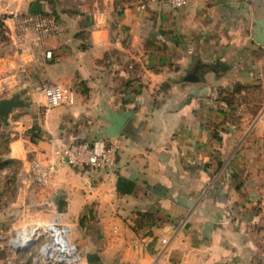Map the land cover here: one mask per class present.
<instances>
[{
  "label": "crops",
  "instance_id": "obj_1",
  "mask_svg": "<svg viewBox=\"0 0 264 264\" xmlns=\"http://www.w3.org/2000/svg\"><path fill=\"white\" fill-rule=\"evenodd\" d=\"M33 1L0 0L1 25L13 30ZM43 1L61 34L0 42V101L24 102L0 116V245L59 212L78 264H264V0H106L80 12ZM43 83L62 84L67 102L47 108ZM127 112L115 137L104 133ZM98 138L118 144L113 172L57 157ZM35 161L52 168L45 187ZM46 241L14 264H63L35 262Z\"/></svg>",
  "mask_w": 264,
  "mask_h": 264
},
{
  "label": "built area",
  "instance_id": "obj_2",
  "mask_svg": "<svg viewBox=\"0 0 264 264\" xmlns=\"http://www.w3.org/2000/svg\"><path fill=\"white\" fill-rule=\"evenodd\" d=\"M168 2L173 8H182L188 4L189 0H163ZM15 22L14 29H6L0 23V36L5 35L16 40L18 44H23L29 38L35 45H42L49 36L59 35L63 32L62 25L55 16L44 13H18L12 14ZM4 22V19L0 20ZM47 57L53 56L52 51H46ZM9 91L7 85L0 82V95ZM41 92L45 97V106L53 108L67 102V91L59 83H43ZM118 144L111 140L102 138L89 141H77L69 146L56 151L58 159H63L72 167L90 166L95 169H102L113 172L118 168ZM32 172L39 186L45 187L52 168L41 164L38 161L32 163ZM50 169V170H49ZM23 233V238L32 244L42 235H47V241L42 244L40 256L35 258V262H60L63 264H78L82 259V254L78 246L71 241L72 228L66 222L61 213L55 212L50 221L44 227H34L20 229L16 231L13 239V247L16 251L24 250V243L18 240V234ZM161 241L167 243L168 239L162 237Z\"/></svg>",
  "mask_w": 264,
  "mask_h": 264
},
{
  "label": "rangeland",
  "instance_id": "obj_3",
  "mask_svg": "<svg viewBox=\"0 0 264 264\" xmlns=\"http://www.w3.org/2000/svg\"><path fill=\"white\" fill-rule=\"evenodd\" d=\"M105 2L106 0H49L48 4L50 5V10L54 12H80L79 10L83 8L84 6H96L97 4H101ZM1 41L9 42L8 38L5 35L0 36V42ZM15 237H16V232L12 235L10 234L7 237L1 239V241H4V243L7 245V247H2L0 245L1 246L0 250H3V249L7 250L5 258H4L5 264H14L16 262L15 258H16L18 251H16L13 247V239ZM46 238H47V235H42L38 240L34 242H40ZM22 252H24V250ZM10 253L12 254V257L8 255ZM28 262L30 261L29 260L24 261V264L25 263L27 264ZM18 263H21V259L18 261Z\"/></svg>",
  "mask_w": 264,
  "mask_h": 264
},
{
  "label": "water",
  "instance_id": "obj_4",
  "mask_svg": "<svg viewBox=\"0 0 264 264\" xmlns=\"http://www.w3.org/2000/svg\"><path fill=\"white\" fill-rule=\"evenodd\" d=\"M262 31L264 32V27ZM258 40L260 42H264V40H260V38H258ZM23 104L24 102L18 97L2 99L0 101V116L3 118H8L15 108L22 106ZM130 114L131 112H127L126 114H113L111 117H109L111 118L110 120L113 122V125L110 128H107L104 133L108 136L115 137L122 129ZM18 240L24 243V250L28 249L30 244H28L27 241L23 238V233L18 234Z\"/></svg>",
  "mask_w": 264,
  "mask_h": 264
},
{
  "label": "trees",
  "instance_id": "obj_5",
  "mask_svg": "<svg viewBox=\"0 0 264 264\" xmlns=\"http://www.w3.org/2000/svg\"><path fill=\"white\" fill-rule=\"evenodd\" d=\"M43 0H34L30 5V12L32 13H46L43 10Z\"/></svg>",
  "mask_w": 264,
  "mask_h": 264
},
{
  "label": "bare ground",
  "instance_id": "obj_6",
  "mask_svg": "<svg viewBox=\"0 0 264 264\" xmlns=\"http://www.w3.org/2000/svg\"><path fill=\"white\" fill-rule=\"evenodd\" d=\"M27 240V239H26ZM28 243H29V241H28Z\"/></svg>",
  "mask_w": 264,
  "mask_h": 264
}]
</instances>
